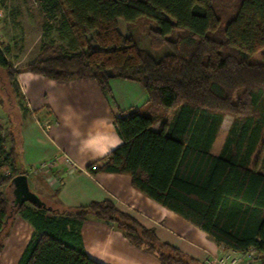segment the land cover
I'll use <instances>...</instances> for the list:
<instances>
[{
    "label": "trees",
    "instance_id": "obj_1",
    "mask_svg": "<svg viewBox=\"0 0 264 264\" xmlns=\"http://www.w3.org/2000/svg\"><path fill=\"white\" fill-rule=\"evenodd\" d=\"M63 45L43 41L34 61L12 67L0 48V69L9 80L31 71L55 80L92 78L110 95L111 76L131 79L147 99L113 117L121 143L99 169L130 176L138 191L204 231L216 244L264 257V171L249 163L264 129V0H37ZM55 20L51 25L47 20ZM148 21L149 44L129 33ZM47 22V23H46ZM53 45H52V44ZM50 44V45H49ZM107 70L110 71L108 75ZM173 108L169 121L162 117ZM233 118L218 154L209 152L224 113ZM159 120L161 126L152 129ZM0 134V185L19 171L13 142ZM264 149V146H262ZM88 171L95 173L92 165ZM9 202L0 190V252ZM18 212L35 228L16 264H101L84 252L76 229L88 215L113 222L136 246L162 264H204L161 241L108 200L48 214L21 203Z\"/></svg>",
    "mask_w": 264,
    "mask_h": 264
},
{
    "label": "crops",
    "instance_id": "obj_2",
    "mask_svg": "<svg viewBox=\"0 0 264 264\" xmlns=\"http://www.w3.org/2000/svg\"><path fill=\"white\" fill-rule=\"evenodd\" d=\"M16 80L27 113L18 141V173L25 174L28 189L43 201L48 214L59 215L91 201L108 199L116 209L152 227L158 239L199 262L204 263L211 255L241 262L244 252L216 244L204 231L134 188L128 174L99 169L102 158L121 143L113 117L129 107L143 105L147 99L139 82L111 76L108 95L92 78L55 80L21 71ZM161 125L154 123L151 128ZM117 138L120 143L110 147ZM215 139L209 147L214 155L223 143L213 150ZM94 163L98 168L91 173L87 167ZM7 185L13 201L15 185ZM22 203L35 205L28 200ZM18 205L17 202L14 208ZM10 218L2 240L0 264H16L35 232L20 213L13 212ZM76 229L86 255L101 264H162L155 253L134 245L109 220L88 215Z\"/></svg>",
    "mask_w": 264,
    "mask_h": 264
},
{
    "label": "rangeland",
    "instance_id": "obj_3",
    "mask_svg": "<svg viewBox=\"0 0 264 264\" xmlns=\"http://www.w3.org/2000/svg\"><path fill=\"white\" fill-rule=\"evenodd\" d=\"M45 21L46 18L38 6L37 0H0V48L12 67H23L34 61L36 56L42 52L40 45L43 41L51 40L55 45H63L65 43V40L57 37V33L54 29L46 32ZM47 22L51 25L56 24L55 20L52 19L47 20ZM149 24L148 21L140 19L127 27L123 21L119 20L118 28L122 33L131 34L136 42L149 52L160 53L163 50L162 48L155 49L149 44ZM262 55H264V47L258 49L253 54V57L258 59ZM173 111V108L164 111L162 117L165 121L171 119ZM26 115L27 113L24 109V102L21 98L20 87L16 80V75L15 80H9L4 71L0 69V134L5 139L4 147L6 150L12 145V140L14 151L18 154L20 130L22 126H24ZM31 117V115L28 116L29 119ZM232 118L233 116L230 113H224L220 126L217 129L218 131L216 134L218 135L215 137V148L213 147V150H217L221 144L220 142H223ZM154 123L161 124L159 120ZM262 146H264V129H262L261 140L250 157V164L253 162L255 163L257 161L256 159L259 160L264 156V149H262ZM257 166L264 171V162H257ZM16 168H18L17 163ZM10 172V169L7 167L0 168V174L2 175ZM7 184L8 183L0 185V190H2L7 197L10 210L14 207L11 205V187ZM10 219L9 217L4 225L6 230L8 229ZM206 260L204 264H206Z\"/></svg>",
    "mask_w": 264,
    "mask_h": 264
},
{
    "label": "water",
    "instance_id": "obj_4",
    "mask_svg": "<svg viewBox=\"0 0 264 264\" xmlns=\"http://www.w3.org/2000/svg\"><path fill=\"white\" fill-rule=\"evenodd\" d=\"M108 75H110V71L107 70ZM9 184H14L15 185V193H16V198L12 201L13 207L14 205L18 202L19 205L25 201L28 200L32 203H34L38 207H45L43 201L33 192H31L28 189L27 183H26V176L25 174L18 173L14 175L11 180L9 181ZM15 208H11L8 210V215L5 220V223L7 222V219L12 216Z\"/></svg>",
    "mask_w": 264,
    "mask_h": 264
},
{
    "label": "built area",
    "instance_id": "obj_5",
    "mask_svg": "<svg viewBox=\"0 0 264 264\" xmlns=\"http://www.w3.org/2000/svg\"><path fill=\"white\" fill-rule=\"evenodd\" d=\"M0 32H1V28H0ZM44 164L46 163H43L41 165ZM92 168L97 169L98 165L95 163L92 165ZM240 259L241 262L237 263L238 259L235 258H232L231 260L227 261L223 257H217L216 255H211L209 258H207L206 264H264V257H256L255 250L252 247L244 251Z\"/></svg>",
    "mask_w": 264,
    "mask_h": 264
},
{
    "label": "clouds",
    "instance_id": "obj_6",
    "mask_svg": "<svg viewBox=\"0 0 264 264\" xmlns=\"http://www.w3.org/2000/svg\"><path fill=\"white\" fill-rule=\"evenodd\" d=\"M119 143H120V140L119 138H117L116 141L110 147H115L116 144H119Z\"/></svg>",
    "mask_w": 264,
    "mask_h": 264
}]
</instances>
